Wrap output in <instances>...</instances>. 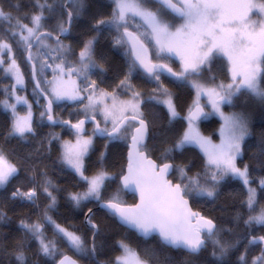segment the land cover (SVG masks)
I'll return each instance as SVG.
<instances>
[{"label": "snow or ice", "instance_id": "6c2138e0", "mask_svg": "<svg viewBox=\"0 0 264 264\" xmlns=\"http://www.w3.org/2000/svg\"><path fill=\"white\" fill-rule=\"evenodd\" d=\"M112 5L111 18L97 20L94 28L97 34H100L108 30L105 26H115L116 31L120 33L116 44L127 47V54L131 57L128 67L129 77L139 67L153 80L159 81L161 74L166 71L172 77L190 83L196 89L195 107L189 109V115L186 117L187 130L174 142L173 149H182L186 145L197 146L207 157L212 181L219 183L220 180L231 175L248 186V168L245 166L241 169L236 164L237 157L241 154L242 141L249 134L246 120L236 114L225 116L220 111V105L231 103L232 98L241 92L264 101V0H112ZM67 7L69 10L66 13L65 23L70 24L74 16L80 14L84 2L70 0ZM254 12L258 13L255 18ZM13 19L16 20V27L20 29V39L24 41L28 51L27 58L32 61L31 41L35 39L41 46H46L41 40V35H51L40 32L42 13L33 14L31 26H29L13 17L10 12L0 8V20L11 23ZM65 23L58 25L60 33L68 31ZM12 34L17 35L16 32ZM94 43L95 37L84 44L79 52V67H77L76 64L68 63L65 58L60 57L63 46L57 37L58 46L53 50L57 56L53 59H58L59 62L53 66L44 60L40 64L41 72L45 67H51L53 70V79L47 81L51 94L47 105L49 121L70 123L54 119L51 114L54 102L87 100V104L84 105L85 119H79L71 124V128L76 131L75 144L65 141L63 145L64 163L87 182V190L72 194L71 200L77 206L83 200H101V189L105 181L110 179L103 171L91 178L84 173L83 157L92 145V137L83 135L84 125L88 119L95 120V114L99 112L104 118V127L96 122L93 135L99 134L113 140L130 139L127 173L122 175L121 180L123 189L138 193L139 196L137 204L125 206L117 193L101 206L144 237L157 233L165 244L184 248L190 254L199 253L207 242L211 241L212 254L215 256L218 251L220 256L225 255L234 245L218 235L216 225L211 219L193 212L186 199L190 191L199 196L213 197L216 183L210 187H202L199 178H189L183 168L177 169L181 182L173 183L168 179L173 170V164L168 162L158 164L147 157L145 139L148 136L149 125L141 110L140 93L132 92L129 99L123 100L115 92L98 89L94 80L89 82L88 69L97 67L93 59ZM5 50L11 53L10 45L0 40V53ZM173 56L180 61L179 72L174 71L168 63L160 62ZM218 56L226 58L231 82L208 87L200 83L198 77ZM3 63L4 61L0 59V65ZM32 68L33 76H35L36 65L33 64ZM5 72L14 75L18 84L23 83L22 74L15 59H11ZM81 75H83V81L78 84L73 76L79 78ZM120 83L126 90L131 89L127 77ZM36 87H42L39 81ZM48 90L43 89L45 92ZM154 90L159 91V89ZM82 92L87 93V96H82ZM202 94L208 96L213 110L224 119V127L220 130L222 140L219 145L213 144L210 139L202 136L193 123L205 115L199 105V97ZM149 99L166 105L171 119L178 116L167 89H163L161 98L152 96ZM108 100L110 103L106 102ZM17 101L27 103L22 97H17ZM11 107L15 114V105ZM31 132L33 128L31 106H29L27 115L16 117L10 134L23 138L26 133ZM17 172L16 165L10 162L3 151H0V186L6 185ZM184 180L188 182L183 183ZM260 186L264 188V179L260 181ZM43 191L51 202L49 207H52L56 202L55 196L46 185L43 186ZM12 195L34 204L37 189L35 187L27 191L17 189ZM246 206L252 213L256 212L258 206L256 190L251 187L248 188ZM43 220L52 223L56 231L76 252L88 251L79 235L55 224L45 212L40 223L21 222V227L26 230V233H30L32 237L39 240V250L44 255L54 256L57 249L54 242H46L43 238ZM86 220L92 229L98 231L97 226L91 223L90 216L86 217ZM245 223L264 225V207H260L257 214H250ZM95 234L94 231L93 235ZM257 242H264V237H253L249 241L253 244ZM120 247L123 254L116 258L115 264H148L147 260H142L127 244L120 242ZM91 251L94 253L95 247ZM15 256L18 264H26L23 251L17 250ZM240 259L244 260V257ZM58 264H77V261L68 255H62ZM253 264H264V251L253 261Z\"/></svg>", "mask_w": 264, "mask_h": 264}, {"label": "trees", "instance_id": "16d2710c", "mask_svg": "<svg viewBox=\"0 0 264 264\" xmlns=\"http://www.w3.org/2000/svg\"><path fill=\"white\" fill-rule=\"evenodd\" d=\"M65 1L0 0V8L10 12L13 17L29 26H31L32 15L42 13L41 31H48L59 36L61 33L58 25L67 21L64 11ZM83 2L84 7L80 10V14L74 16L69 36L61 41L69 50L67 51L69 61L73 64L77 63L79 52L84 44L95 37L93 58L103 66L101 71L96 70L93 74L97 88L116 92L120 97L127 96L129 92L140 93L143 113L150 127V139L145 146L148 156L158 164L168 162L174 165L171 177L174 183L181 182L178 168H183L189 178L198 177L202 187H210L216 183L211 180V170L197 148L189 146L181 150L173 149L174 142L186 130V123L182 118L188 114L195 102L194 88L187 82H180L168 75H162L159 81H155L139 67L129 77L128 67L131 57L127 54L128 49L114 43L120 33L116 31L114 25L105 26L108 30L100 34H97L94 28L97 20L111 18L112 0H83ZM13 32L17 35H13ZM19 32L15 19L11 23L0 20V40L7 42L16 53L29 89L42 99L33 85L31 67L26 61V46L20 39ZM48 55L50 56L49 53ZM34 64L39 74L35 61ZM179 68L178 64V67L175 65L173 70L179 72L181 70ZM225 68V61L216 58L203 70V82L216 85L220 80H227ZM126 77L128 84L131 85L130 90H126L120 83ZM12 86L11 78L4 75L0 69V151H3L10 162L18 168V172L11 178L8 185L0 190V264H18L15 256L17 250L24 252L26 264H56L63 252L64 255L73 256L80 264H115L116 258L121 256L123 251L120 242L135 250L142 260L148 261V264H245V262L249 264L261 256L264 251V242L253 244L249 241L253 237H264V225L246 224L245 221L250 214H257L260 207H264V188L260 186V181L264 179V101L242 93L248 95L251 102V111L242 112L249 121V134L243 143L242 155L236 162L237 167L248 168L250 186L256 190L258 205L256 212L252 213L246 206L248 188L238 179L228 177L220 180L216 183L213 197H199L195 195V192L190 191L186 197L191 201L193 209L211 219L216 225L218 235L234 245L225 255L220 256L217 251L214 256L212 243L208 241L206 248L199 255H191L182 250L167 248L157 237L145 241L119 225L115 216L97 209L101 201H107L117 193L124 199V204L136 203V198L127 195L120 184V178L126 167L129 143L127 141L112 143L106 148L107 142L112 139L96 137L95 145L86 158L84 173L92 177L104 171L112 178L107 180L101 192L100 202L87 201L77 206L70 196L85 191L87 183L69 171L63 162L61 144L56 137L61 127L48 125L45 122V116H42L43 110L36 108L33 132L26 134L23 138L10 134L12 119L10 114L1 108V102ZM163 89H167L171 97H174L177 110L182 117L170 120L165 107L149 99L152 96L161 98ZM42 102L44 103L43 99ZM57 108L62 116L74 113L71 105H60ZM57 120L71 121L69 117ZM219 124L218 120L212 118L204 123V131L216 140ZM91 127L94 128V126ZM65 129L66 136L74 135L67 128ZM187 182V180L183 181V183ZM45 185L56 198L52 207H49L51 202L43 191ZM33 187L37 189L34 204L13 198L12 194L17 189L27 191ZM89 209L92 211L91 223L98 227V235L95 239L96 259L90 252L93 230L89 229L85 223ZM45 212L55 224L79 235L88 251L81 255L74 253V249L67 241L56 233L53 224L43 220V238L46 242L56 243L59 248L54 256L44 255L39 250V240L36 241L30 233H26V230L21 227V222L40 223ZM28 236L31 237V241ZM242 256L244 260L240 259Z\"/></svg>", "mask_w": 264, "mask_h": 264}, {"label": "rangeland", "instance_id": "374dc122", "mask_svg": "<svg viewBox=\"0 0 264 264\" xmlns=\"http://www.w3.org/2000/svg\"><path fill=\"white\" fill-rule=\"evenodd\" d=\"M58 1H60V0H58ZM62 1H64V0H62ZM258 15V13H256V12H254L253 13V17L255 18L256 16ZM138 21V20H137ZM43 28V26H42V20H41V28H40V32H41V29ZM25 35H26V33H25ZM118 37H116V39H117ZM116 39H115V41H114V43L116 44ZM41 40H43L44 41V44L46 45V46H41L40 45V42H39V44L37 45V47H36V50H35V52L32 54L33 55V60L36 62V64L38 65V69H39V74H38V77H39V82H40V84H41V86H42V89H49L47 92H45L47 95H48V97L49 98H51V94H50V87H49V85L47 84V81H51L52 79H53V70H52V68L51 67H45L44 69H43V71L41 72V70H40V64L42 63V61H44V60H46L49 64H52L53 66L57 63V62H59V60L58 59H53V57H55V56H57V53L55 52V51H53L54 49H56L57 48V43H53L52 41H50V39H48V38H46V37H44V38H42ZM23 41V40H22ZM33 41V40H32ZM31 41V42H32ZM23 43H24V41H23ZM63 47H62V49H61V51H60V57H62V58H65L66 60H67V62L68 63H71L70 61H69V58H68V56H67V51H64L65 49H66V47L62 44V43H60ZM24 45V44H23ZM116 45H118V44H116ZM48 53L50 54V56H52V57H50L49 55H48ZM170 58H172V59H175V60H177L178 62H179V65H180V61H179V59L178 58H176V57H170ZM217 58H221V59H225L226 60V58H224L223 56H218ZM0 59H2L3 61H4V63L2 64V65H0V69H1V72L4 74V75H6V76H8V77H10L11 78V80H12V89L10 90V91H8V94H7V96H6V98L1 102V108L4 110V111H6L7 113H9L10 114V116H11V119H12V127H13V123H14V121H15V119H16V117L17 116H25V115H27L28 114V111H29V106H31V125H32V128H33V120H34V116H35V110H36V108H38L39 110H43V113H44V116H46L45 115V110H44V106H45V104L42 102V99H40V97H38L37 96V94L35 93V92H33V91H31L30 89H29V87H28V84H27V79H26V76H25V73H24V71L22 70V68L20 67V64H19V61H18V59H17V55H16V53L15 52H13V50L11 49V53L9 54V53H7V51L5 50L3 53H0ZM11 59H15L16 60V62H17V65L19 66V68H20V71H21V74H22V79H23V83L22 84H18L17 82H16V78H15V76L14 75H12L11 73H6L5 72V69L8 67V65H9V63H10V61H11ZM94 59V58H93ZM153 59L155 60V57L153 56ZM94 61L96 62V64H97V67L96 68H89L88 69V71H87V75H88V77H89V82H91L92 80H94V73L96 72V70L97 71H101V69H102V63H100L98 60H96V59H94ZM227 61V60H226ZM71 64H73V63H71ZM74 64H76V66L77 67H79V64H78V61H77V63H74ZM172 64V62H170V65ZM169 65V66H170ZM171 67V66H170ZM95 71V72H94ZM47 73H49V74H47ZM73 79H76L77 80V83L78 84H81V82L83 81V75H81L79 78H77L76 76H73ZM231 82V80H229L228 82H222V83H224V84H227V83H230ZM200 83H202V84H205L206 86H208V87H212V86H215L214 84L213 85H211V84H208V83H205V82H203L202 80L200 81ZM190 84V83H189ZM191 85V84H190ZM97 86V85H96ZM194 90H195V94H196V89L194 88ZM245 93V92H244ZM36 94V95H35ZM81 95L82 96H87V93H81ZM131 95H132V92L130 93V95L129 94H127V96L126 95H123V96H125V97H120V99H123V100H126V99H129L130 97H131ZM17 97H22L24 100H26L27 101V103H23V102H18L17 101ZM172 98V101H173V104H174V106H175V108H176V111H177V113H178V116L175 118V119H171L170 118V120H176V119H178V118H180V117H182L181 116V114L178 112V110H177V107H176V104H175V101H174V97H171ZM251 98H253V97H251ZM258 99V98H257ZM197 100V96L195 97V101ZM154 101H156V100H154ZM107 103H110V100H108V101H106ZM251 102H250V98H249V96L248 95H246V94H242V93H238L236 96H234L233 98H232V102L231 103H222L221 105H220V111L221 112H223L224 113V115L225 116H232L233 114H236V115H239V116H242V117H244L245 118V120H246V123H247V127H248V132H249V121H248V119L245 117V115L242 113V112H250L251 110H250V106H251V104H250ZM85 104H87V100L85 99V100H83V101H70V100H63V101H58V102H54V105L56 106V114H55V116H56V119H61V118H64V117H69L70 118V120L71 121H73V122H77L79 119H85V115H84V105ZM159 104H161L162 106H164L165 107V109L167 110V112H168V109H167V107H166V105H164V104H162V103H159ZM199 104H203L202 106L205 108V110H206V117H205V119H204V121L203 122H199V123H194V125H195V127H196V129L199 131V133L202 135V136H204V137H206V138H208V139H210L211 141H212V143L213 144H215V145H219L220 143H221V140H222V136H221V128L222 127H224V119L221 117V115L219 114V113H217L216 111H214L213 110V107H212V104H211V102L209 101V98H208V96H206V95H201L200 97H199ZM11 105H15V114H14V112H13V108L11 107ZM60 105H71L72 106V109L74 110V113L73 114H71V115H66V116H62V115H60L59 113V111H57L58 110V106H60ZM195 107V102L193 103V105H192V108H194ZM227 109H229V110H227ZM141 110L143 111V109H142V103H141ZM168 114H169V112H168ZM188 114H189V112H188ZM188 114H185L184 116H183V120L185 121V123H186V130H187V126H188V120L186 119V117L188 116ZM95 116H96V119H98V121L100 122V125H101V127H104V118H103V116L99 113V112H97L96 114H95ZM170 116V115H169ZM144 118H145V115H144ZM212 118H214V119H216V120H218L219 121V129H218V132H217V134H218V139H214L211 135H209L208 133H206L205 131H204V128H203V123L204 122H206V121H209V120H211ZM146 119V118H145ZM108 127H109V129L111 128V122L109 121V123H108ZM185 130V131H186ZM65 132H67V130L65 129V128H63V127H61L58 131H57V134H56V137L59 139V141H60V144H61V148H62V153H64V147H63V145H64V142L65 141H69V142H71L72 144H75V142H76V135H72V136H66L65 135ZM93 133H94V128L93 127H90L89 128V131H88V133L87 134H85L84 136L85 137H92V145H91V147H90V149H89V151H88V153L83 157V164H84V167H85V161H86V158H87V156L89 155V153H90V151L93 149V147H94V145H95V140H96V136L95 135H93ZM26 134H29V133H26ZM25 134V135H26ZM13 135H15V134H13ZM15 136H18V135H15ZM54 136H55V134H54ZM248 136V135H247ZM246 136V137H247ZM19 137V136H18ZM246 137L244 138V140L242 141V144H241V154L237 157V160H238V158L242 155V151H243V143H244V141H245V139H246ZM122 142H126L124 139H119V140H111V141H108L107 142V145H106V148H108L110 145H112V143H122ZM127 142H129V140H127ZM189 146H191V147H195V148H197L200 152H201V154L203 155V157H204V159H205V162H206V165L209 167V169H210V166L208 165V163H207V157L205 156V154L200 150V148L199 147H197V146H194V145H186V146H184V148L185 147H189ZM183 149V148H182ZM178 150H181V149H178ZM237 160H236V162H237ZM63 162H64V160H63ZM65 164V166H66V168L69 170V171H71L72 173H74L79 179H81V180H83L81 177H80V175L78 174V173H76L75 172V170L74 169H72L71 167H69L66 163H64ZM104 172V171H103ZM106 173V172H105ZM107 174V176L108 177H110V179L112 178V176L111 175H109L108 173H106ZM228 177H231V178H234V177H232L231 175H229V176H227V177H225L224 179H226V178H228ZM12 178V177H11ZM11 178H10V180H11ZM91 178V177H90ZM234 179H238V178H234ZM9 180V181H10ZM107 180H109V179H107ZM107 180L105 181V183H104V186H105V184H106V182H107ZM239 180V179H238ZM83 181H85V180H83ZM241 181V180H240ZM86 182V181H85ZM242 182V181H241ZM9 183V182H8ZM8 183L6 184V185H4V186H0V190L1 189H4V187L5 186H7L8 185ZM87 183V182H86ZM247 188H249V187H251L250 186V182H249V185L248 186H246ZM104 188L105 187H103L102 189H101V192H102V190H104ZM87 190V189H86ZM85 190V191H86ZM85 191H83V192H85ZM82 192V193H83ZM195 195L196 196H199V195H197L196 193H195ZM102 197V196H101ZM199 197H202V196H199ZM14 198H17V199H19L20 201H25V202H31V201H28V200H26V199H22V198H20V197H14ZM120 198V197H119ZM125 198V197H124ZM36 199V198H35ZM102 200V199H101ZM101 200H94V199H89V200H83V201H81L80 203H82V202H87V201H101ZM120 200L122 201V203L124 204V199L123 198H120ZM32 203V202H31ZM44 228H45V226H44ZM43 229V228H42ZM66 229V228H65ZM54 230H56V229H54ZM56 233L57 234H59L57 231H56ZM59 235H61V234H59ZM28 238H29V240L31 241L32 239H31V237H29L28 236ZM35 240L37 241V239L35 238ZM66 240V239H65ZM67 241V240H66ZM35 242V241H34ZM68 243V242H67ZM55 245H56V249L58 248V245L55 243ZM59 249V248H58ZM135 251V250H134ZM136 252V251H135ZM74 253H76V254H83V253H80V252H76L75 250H74ZM122 254H123V251H122ZM61 255H64V252L63 253H61ZM257 259V258H256ZM256 259H254V260H256ZM254 260H252V262H250L249 264H253V261Z\"/></svg>", "mask_w": 264, "mask_h": 264}, {"label": "water", "instance_id": "95a60500", "mask_svg": "<svg viewBox=\"0 0 264 264\" xmlns=\"http://www.w3.org/2000/svg\"><path fill=\"white\" fill-rule=\"evenodd\" d=\"M69 3H70V0H66V1H65V4H64V11H65V14H66L67 11L69 10V8L67 7V5H68ZM66 16H67V15H66ZM73 21H74V18H73V20H72V22H71L70 24H67V28H68V31H67V32H65V33H61L59 36H56V35H54V34L48 32V31H42L41 33H44V34H48V33H50L51 35H41V39L44 38V37H47V38L51 39L53 42L57 43V37H59V42H61L64 38H66V37L69 36V34H70V32H71V29H72ZM38 44H39V41L33 39L32 43H31V52H33V50L37 47ZM27 57H28V51H27V54H26V61H27L28 65L31 67V79H32L33 85H34V87H35L37 93H38L39 95L42 96V98H43V100H44V103H45V106H44L45 115H46V116H45V122H46L48 125L53 126V127H63V128H67V129H68L69 131H71L74 135H76V131H75V129L71 128V124H72V123H75V122L69 121V122H70L69 124H64V123H60V122L52 123L51 121H49V120L47 119V105H48V100H49L50 98H49L48 95L43 91L42 87H41V88H37V87H36L37 81H39V79H38V73H37V68H36V74H35V76H33V68H32V65L34 64V62H33V60H32V61H29ZM140 69L144 72V70H143L142 68H140ZM144 73H145L146 75H148L146 72H144ZM161 75H168V76H171V75H170L169 73H167L166 71L163 72ZM148 76H149V75H148ZM200 107L203 109V112L205 113V115H202L198 120H195L193 123H199V122L203 121V120L205 119V117H206V114H207V113H206L205 108H204L202 105H200ZM193 109H194V108H193ZM51 114L53 115L54 119H56V117H55V105H54V103H53V105H52V112H51ZM56 120H57V119H56ZM57 121H59V120H57ZM96 122H99L98 119H95V120L88 119V120H86V123H85V125H84V133H83V135L87 134V132H88V127H89L90 125H93V126H94V129H95V124H96ZM99 123H100V122H99ZM148 125H149V124H148ZM96 137L99 138V139H111L110 137L102 136V135H99V134H96ZM149 139H150V127L148 128V136H147L146 139H145V146L148 144ZM129 149H130V139H129V143H128V150H127V155H126V167H125V170H124V174L127 173V166H128V163H129V161H128V152H129ZM145 154L147 155V157H148L149 159L155 161L153 158H151V157L148 156V154H147L146 151H145ZM155 162H156V161H155ZM156 163H157V162H156ZM171 164H172V163H171ZM173 172H174V165H173V170L170 172V174H169V176H168V179L171 180V177H172V175H173ZM124 174H123V175H124ZM121 177H122V176H121ZM172 182H173V181H172ZM173 183H174V182H173ZM120 184H121L122 190H123L127 195H129V196H133V197L136 198V203H135V204H137V203L139 202V196H138V193H134V192H132V191H128V190L123 189V185H122V180H121V178H120ZM186 199H188V198L186 197ZM104 202H106V201H101V202L99 203V205L97 206V209H98V210H103V211H105V212H107V213L110 214V212H109L108 209H106V208H104V207L101 206V204L104 203ZM188 203H189V207L192 209L193 212H198L201 216H203V214H202L201 212L196 211V210L193 209L192 204H191V201H190L189 199H188ZM135 204H133V205H127V204H124V205H125V206H134ZM91 212H92V211H91ZM91 212H88L87 215H86V217L90 216ZM111 215H112V214H111ZM113 216H114V215H113ZM203 217H204V216H203ZM115 218H116V220H117V222H118L119 225H121L123 228H125V229H127V230H129V231H131V232H133V233H135L139 238H141V239H143V240H145V241L150 240L152 237H157V238L160 240V242H161L164 246H166L167 248H170V249H173V250H182V251H184V252L190 254V253H189L186 249H184V248L172 247V246H170V245L165 244V243L160 239V237H159V235H158L157 233H153L152 235H150V236H148V237H144V236H142L139 232H137L135 229H133V228L129 227L128 225L122 223V222L119 220L118 217L115 216ZM205 218H206V217H205ZM207 219H208V218H207ZM85 223H86V225H87V227H88L89 229L93 230V232H94V231L96 232L95 235H92L91 240H90V252H91L92 257L96 259V254H95V252L93 253V252L91 251V249H92L93 247H95V239H96V237H97V235H98V231H96L95 229H92L91 225L88 223V221H87L86 219H85ZM213 223H214V222H213ZM95 225H96V224H95ZM96 226H97V225H96ZM97 229H98V227H97ZM206 246H207V244H206ZM206 246H205L204 248H202V250H201L199 253H197V254H191V255H199V254H200V253L206 248ZM67 255H68V254H67ZM68 256H70V257H72L73 259H75V258H74L73 256H71V255H68ZM75 260L77 261V264H80L79 261H78L77 259H75ZM56 264H58V262H57Z\"/></svg>", "mask_w": 264, "mask_h": 264}, {"label": "flooded vegetation", "instance_id": "af4514ba", "mask_svg": "<svg viewBox=\"0 0 264 264\" xmlns=\"http://www.w3.org/2000/svg\"><path fill=\"white\" fill-rule=\"evenodd\" d=\"M137 20H138V18H137ZM61 43V42H60ZM215 60V59H214ZM213 60V61H214ZM224 61H225V63H226V68H225V71H226V73H227V80H220L219 81V83L218 84H220V83H222V82H228L229 80H231V74H230V72L228 71V64H227V61L225 60V59H223ZM212 61V62H213ZM160 62H164V63H168V65H170V62H172V64L170 65L171 67H172V69L174 68V66L176 65L177 67H178V64H179V62L177 61V60H175V59H172V58H169L168 60H166V61H160ZM179 67H180V65H179ZM209 67V66H208ZM179 69H181V67L179 68ZM203 75H204V71H202L201 73H200V76L198 77V79H199V81H203ZM209 76L211 75V72L208 74ZM162 76V75H161ZM172 77V76H171ZM173 79H176L175 77H172ZM177 80V79H176ZM179 81V80H178ZM180 82H184V81H180ZM189 84V83H188ZM107 92H110V91H107ZM116 93V92H115ZM130 93L131 92H129V95H130ZM241 93H244V92H241ZM199 105H203V104H199ZM204 121V120H203ZM203 121H201V122H203ZM207 122V121H206ZM206 122H204V123H206ZM204 123H203V125H204ZM91 126H93V125H90L89 127H88V131H89V128L91 127ZM88 133V132H87ZM83 181V180H82ZM82 193V192H81ZM98 202H100V201H98ZM83 203V202H82Z\"/></svg>", "mask_w": 264, "mask_h": 264}]
</instances>
